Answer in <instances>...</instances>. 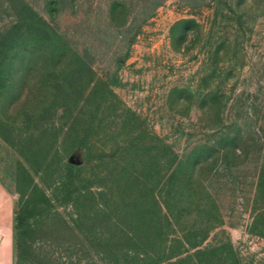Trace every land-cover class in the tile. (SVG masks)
I'll list each match as a JSON object with an SVG mask.
<instances>
[{
    "label": "rangeland",
    "instance_id": "1",
    "mask_svg": "<svg viewBox=\"0 0 264 264\" xmlns=\"http://www.w3.org/2000/svg\"><path fill=\"white\" fill-rule=\"evenodd\" d=\"M30 10L85 58L93 79L80 93L44 59L0 65V180L22 216L16 264L109 262L65 161L80 163L75 180L92 177L97 191L96 174L124 144L140 173L153 142L181 154L224 132L236 137L226 162L214 154L193 176L200 205L208 194L215 205L201 246H232L241 264H264V0H0V34ZM65 94H82L85 124L51 105ZM86 126L89 162L83 149L65 150L68 131ZM157 166L164 174V154ZM193 214L180 228H200L202 208Z\"/></svg>",
    "mask_w": 264,
    "mask_h": 264
},
{
    "label": "trees",
    "instance_id": "2",
    "mask_svg": "<svg viewBox=\"0 0 264 264\" xmlns=\"http://www.w3.org/2000/svg\"><path fill=\"white\" fill-rule=\"evenodd\" d=\"M191 21L188 19L183 22ZM0 54V65L4 63L9 67L33 58L49 61L54 65L55 75L63 76V80L70 82L67 85L80 93L93 79V71L85 58L72 51L63 37L32 10L29 14L18 12L11 27L0 34ZM66 62L76 63V66L66 70L63 66ZM17 66H13L14 71ZM66 81L57 84V87L65 85ZM98 83L103 84V81L99 80ZM81 95H58L51 105L55 110L61 109L67 118L74 112L75 121L78 118V122L81 121L83 125L85 121L82 122L80 109L85 99ZM91 127H72L68 131L71 142L65 145L67 152L83 149L86 162L91 159L86 143ZM228 139L236 140V137L224 132L218 134L216 139L190 145L181 154L165 142L164 147L153 142L148 146L149 158L143 162L144 170L140 173L134 169V158L127 155L132 145L124 144L109 154L111 159L104 161V169L99 175L96 174L101 181L99 185H102L97 191L91 189L97 184L92 177L84 179L82 184L75 180V173L82 169L80 163L64 162L66 176L72 184L71 191L85 192V215L92 221L100 251L109 261L108 264H160L164 259L168 264H241L232 246H201L209 227L214 225L212 217H216L212 216V208L215 205L210 194L200 205L198 189L193 181L199 164L214 154H217L215 163L220 154V162H226L229 151L226 148L236 146V143L226 141ZM119 154L120 157H117ZM161 154H164V174L160 175L157 164ZM195 208H202L203 217L195 219L199 222L202 218L200 228H180V221L185 214H189L187 218L197 217L196 214L191 215ZM21 222L22 216L15 213V228L20 227ZM252 227L255 229V225ZM177 230L179 233L172 235ZM166 242L168 244L164 245ZM226 247L227 252L223 254L220 249ZM183 253L185 255L182 256ZM17 258L16 255V261Z\"/></svg>",
    "mask_w": 264,
    "mask_h": 264
},
{
    "label": "crops",
    "instance_id": "3",
    "mask_svg": "<svg viewBox=\"0 0 264 264\" xmlns=\"http://www.w3.org/2000/svg\"><path fill=\"white\" fill-rule=\"evenodd\" d=\"M0 264H16L15 203L0 180Z\"/></svg>",
    "mask_w": 264,
    "mask_h": 264
}]
</instances>
